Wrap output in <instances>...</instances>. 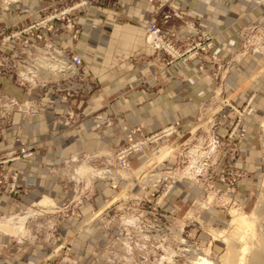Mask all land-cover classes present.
<instances>
[{
	"label": "rangeland",
	"instance_id": "374dc122",
	"mask_svg": "<svg viewBox=\"0 0 264 264\" xmlns=\"http://www.w3.org/2000/svg\"><path fill=\"white\" fill-rule=\"evenodd\" d=\"M22 1L12 5L10 11L0 10V25L8 33L37 18L32 12L35 9H25ZM58 1L67 7L86 2L75 14L79 32L75 39L69 37L73 43L82 30L78 17L105 5L111 10L119 5L117 0ZM45 5L37 0L36 8ZM249 5L260 11L259 7H264V3ZM171 10L175 21L170 27H161L153 19L161 29L176 34L199 27V21L175 13L179 12L177 5ZM150 20L124 21L141 29L147 49L144 27ZM228 28L236 30L231 35L236 48L229 59L216 63L217 56L212 52L223 43L220 26L214 32L201 29L213 38V48L202 58L187 61L200 60L214 66L215 84L209 97L199 104L192 123L173 118L154 130H145L143 125L122 126L123 141L116 148L68 152L56 166L54 194L44 197L49 204H40L44 198L21 200L17 182L25 160L9 159L20 157L23 150L33 156L34 149L18 145L0 151V225L8 224L13 231L0 229V260L5 256L14 259L12 264H197V257L202 256L213 264H232L224 243L212 233L223 231L230 236L231 213L236 212L250 224L245 230L248 253L244 264H248L249 251L264 240V107L255 121L256 76L244 86L243 94L242 89L225 91L224 79L226 64L241 63L247 56L258 57L259 74L264 75V26L254 22L238 30ZM60 34L69 36L64 28ZM59 35V45L80 55L67 43L58 42ZM139 52L131 55L129 64L141 61L143 53ZM3 55H10L7 48H0V58ZM84 66L92 84L91 93L80 99L58 98L70 105L64 115V123L70 128L79 129L85 116L75 110L74 100L89 102L102 94L103 84ZM127 69L116 71L126 76ZM2 74L1 78L11 77L19 88L14 75ZM32 92L52 95L47 88ZM130 93L131 89L125 88L122 97L128 98ZM114 97L105 100V107ZM92 118L99 121L98 114H92ZM168 128H172L170 135L156 137L142 151L131 154L127 158L128 170L121 171L119 151L160 136ZM151 160L152 170L147 168Z\"/></svg>",
	"mask_w": 264,
	"mask_h": 264
},
{
	"label": "crops",
	"instance_id": "0c3cea01",
	"mask_svg": "<svg viewBox=\"0 0 264 264\" xmlns=\"http://www.w3.org/2000/svg\"><path fill=\"white\" fill-rule=\"evenodd\" d=\"M117 2L119 5L115 10L105 5L97 10H88L81 19L78 17L77 22L82 30L74 43L67 34L59 35L58 42L74 48L83 63L103 84L100 97L89 102L74 100L75 110L85 115L77 126L79 129L67 127L64 123V115L70 108L68 103L61 102L54 95L37 92L27 95L13 85L11 77H0L3 92L19 104L27 102L30 106V111L21 108L12 114L10 126L0 137L2 152L17 147L19 142L34 149L33 156L24 161L17 182L23 201L42 200L54 194L56 166L68 152L90 151L99 147L116 148L123 141L122 126L133 128L143 125L145 130H154L173 118L192 123L199 104L211 94L215 84L213 65L200 60L167 65L162 53L152 52L145 47L141 29L126 25L124 21L156 19L161 27L168 28L175 21L171 8L177 5L179 12L175 13L199 21V29L214 32L223 27L220 37L223 43L212 51L217 56L216 63L229 59L235 52L231 35L236 30H229L228 27L234 26L233 29L238 30L254 22L264 26L263 5L259 7L260 11L243 0ZM21 3L25 9H35L37 0H23ZM139 51L143 53L141 61L137 65L129 64L131 55ZM226 65L225 91L242 89L243 94L246 92L244 86L256 76V85H253L257 94L254 120L258 121L264 107V75L259 74L260 60L257 56H247L241 63ZM199 66L202 70L198 69ZM124 67L129 70L128 76L116 71ZM125 88L131 89L128 98L122 97ZM249 88H252L251 85ZM113 96L114 101L105 107V100ZM92 114H98L99 121H94ZM4 257L0 264H12L14 259Z\"/></svg>",
	"mask_w": 264,
	"mask_h": 264
},
{
	"label": "built area",
	"instance_id": "2783aa9c",
	"mask_svg": "<svg viewBox=\"0 0 264 264\" xmlns=\"http://www.w3.org/2000/svg\"><path fill=\"white\" fill-rule=\"evenodd\" d=\"M20 1L0 0V10L10 11L11 6ZM245 1L255 4L264 3V0ZM39 2H45L46 5L32 11L37 18L29 25L13 33H8L7 28L0 25V48H7L10 54L0 58V74L14 75L15 85L22 88L27 95L32 91L42 92L47 88L48 93L58 98L61 95L63 100L86 98L92 91V84L81 56L70 52L56 42L62 28L71 39H75L79 32L74 22L75 14L86 6V2L69 7L63 6L58 0H39ZM144 29L146 46L155 53H162L167 65L176 61L187 62L202 58L214 45L209 33L199 28H191V30L175 34L161 29L151 19L145 24ZM21 108L30 111L27 102L19 104L0 87V137L2 132L10 126L12 114ZM68 116L71 118L72 114ZM171 131L172 128L165 129L160 136L149 137L119 151L117 161L121 171L128 170L127 158L131 154L142 151V147L153 143L156 137L170 135ZM128 141L132 142L130 136ZM19 147L30 148L21 142ZM21 154L20 157H9V159L27 160L32 156L28 150H23ZM156 157L159 156L156 155ZM153 161L151 160L152 163L148 164L149 167L147 166L150 170L154 168Z\"/></svg>",
	"mask_w": 264,
	"mask_h": 264
},
{
	"label": "bare ground",
	"instance_id": "6f19581e",
	"mask_svg": "<svg viewBox=\"0 0 264 264\" xmlns=\"http://www.w3.org/2000/svg\"><path fill=\"white\" fill-rule=\"evenodd\" d=\"M49 203L50 200L44 198L40 204L47 205ZM249 225L250 224L247 223L244 215L232 212L230 220L231 234L227 233L230 236H227L223 231L222 233H212V236L214 238L224 243L225 252L230 255L232 264H244L246 260L248 247L246 244L245 230L249 227ZM0 229L6 232H13L11 227H9L8 224L4 223L0 225ZM260 242V244L258 242L259 245L255 246L254 248L252 247V250L249 251V260L247 261L248 264H264V240ZM196 260L197 264H213L208 259L202 256L197 257ZM223 262L226 261L223 260Z\"/></svg>",
	"mask_w": 264,
	"mask_h": 264
}]
</instances>
